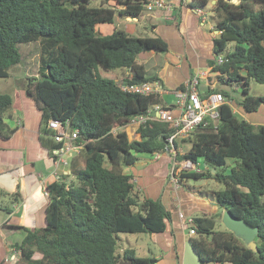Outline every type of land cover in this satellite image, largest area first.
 Returning a JSON list of instances; mask_svg holds the SVG:
<instances>
[{
	"label": "trees",
	"instance_id": "trees-1",
	"mask_svg": "<svg viewBox=\"0 0 264 264\" xmlns=\"http://www.w3.org/2000/svg\"><path fill=\"white\" fill-rule=\"evenodd\" d=\"M148 1L101 0L92 6L91 0H0V78L9 77L10 66L21 61L18 44H40L38 74L25 77L24 87L40 111L41 144L50 153L58 146L47 128L49 119L69 120L80 138L87 139L80 154L70 159L74 179L46 185L45 225L20 227L22 239L11 244L27 264L158 262L153 256H137L131 247L117 250L118 233L163 232L172 218L160 198L139 195L133 174L125 168L141 154L168 152L167 138L174 129L166 121L148 120L138 128L140 138L133 140L124 130L115 134L111 130L127 125L154 103L171 106L173 102L161 94L124 92L119 81L99 71L123 69V79L130 83L158 79L137 56L166 52L167 42L158 35L128 33L115 24L117 16H141ZM207 3L188 1L191 8L200 10ZM211 18L217 35L207 65L217 85L206 91L221 92L226 102L218 109L215 127L198 128L189 139L181 140H188L184 151L178 149L179 141H173L176 159L209 166L200 171L181 170L177 179L183 187L187 178L222 183L221 190L213 191L217 204L258 227L257 250L226 229L215 230L219 213L193 215L187 228L194 235L189 238L202 261L264 264V124L239 119L228 103L233 99L230 87L240 89L236 103L246 113L264 107V96L248 92L250 80L264 83V0H215ZM101 24L111 25V31L99 33ZM229 44L232 47L226 51ZM219 56L220 63L216 61ZM12 102L10 94L0 92L3 137L14 131L4 121ZM1 197L10 202L19 199L17 193L0 189ZM2 208L6 207L0 202Z\"/></svg>",
	"mask_w": 264,
	"mask_h": 264
},
{
	"label": "crops",
	"instance_id": "crops-1",
	"mask_svg": "<svg viewBox=\"0 0 264 264\" xmlns=\"http://www.w3.org/2000/svg\"><path fill=\"white\" fill-rule=\"evenodd\" d=\"M214 3L215 0H208L206 5L208 9L202 10L205 15L199 14V10L183 5L177 0L174 1L171 10L155 9L144 14L152 22L153 35L162 37L168 44V50L164 52L162 61L154 59V56L159 54L155 51L141 52L137 57L140 55L145 57L144 61L139 63L144 65L150 75H156L161 81L166 89L162 96L167 101H173V90L195 73L199 74L201 91L217 85L207 65V60L213 57V38L217 35L213 21H210L211 17L208 19L209 14L212 15ZM145 16L125 17L127 23L122 28L128 33H135L137 24L145 20ZM118 18L119 16L116 17V21ZM98 26V32L101 34L109 33L112 29L109 24ZM209 79H212L211 82ZM12 98L17 100L20 115L14 116L12 112H7L4 118L5 123L10 128H14V131L6 137L0 136V189L9 194L17 193L19 199L10 202L7 197L0 198L1 205L10 208L8 211L5 210L6 208L0 209V263L2 264H14L20 256V253L11 246L12 243L19 242L24 235L20 227L34 229L45 225V209L48 203L45 188L53 181L50 176L53 155L40 141V111L23 85L18 86L16 96ZM228 103L235 113L245 112L233 100ZM259 110L260 116H255L251 112L253 115L249 122L264 123V107H259ZM163 155L165 172L157 189L153 187L147 190L145 185L140 186L138 183L144 169L155 172L154 166L158 161L155 154L150 155V158L148 156L141 161L137 160L125 170L133 174L135 188L141 196L160 198L171 210L172 218L166 223L165 231L151 233L153 241L158 246V252L149 256L157 258V264H181L184 242L190 237L187 233V220L199 213L217 215L221 209L212 191L207 193L189 185L183 187L181 184H174L172 179L167 180L170 158L164 152ZM14 252L17 253L16 260L6 261Z\"/></svg>",
	"mask_w": 264,
	"mask_h": 264
},
{
	"label": "built area",
	"instance_id": "built-area-1",
	"mask_svg": "<svg viewBox=\"0 0 264 264\" xmlns=\"http://www.w3.org/2000/svg\"><path fill=\"white\" fill-rule=\"evenodd\" d=\"M175 0H150L144 4V9L152 11L155 9L171 10ZM183 5H187L185 0H177ZM186 2V3H185ZM199 10V14L205 13ZM204 20V19H203ZM216 61L220 63L222 58L217 57ZM119 88L124 92L139 93V94H164L166 89L163 87L159 79L144 81L140 83H130L123 78L119 81ZM210 89H213L211 86ZM174 102L172 105L163 106L161 103L152 104L143 114L134 116L131 121L122 127L111 130L113 134L124 130L127 133V128L132 129L134 139H139L138 128L148 120H162L170 124L174 129L173 133L167 138L170 143L169 153L173 159L174 165H180L181 170L200 171L198 164H194L189 160L176 159V149L173 146V141L176 139H189L198 128L215 127L218 122V109L226 102L223 94L218 91H201L199 89V74H192L183 83L182 88L174 89ZM47 128L51 132V138L58 146L52 150V168L50 176L53 181H62L69 183L73 180L74 175L70 169V159L73 156L79 155L84 143L87 139L80 138L79 130L72 128L69 120L60 121L58 119H49ZM128 136V135H127ZM129 138V137H128ZM133 140V139H130ZM181 150L180 148H178ZM159 153H155L158 157ZM173 181V180H172ZM177 180L173 181L176 184ZM191 218L187 220V225L190 224ZM189 236L194 235V230H187ZM17 256L14 252L7 257L6 261L11 262ZM16 260V259H15ZM14 260V261H15Z\"/></svg>",
	"mask_w": 264,
	"mask_h": 264
},
{
	"label": "rangeland",
	"instance_id": "rangeland-1",
	"mask_svg": "<svg viewBox=\"0 0 264 264\" xmlns=\"http://www.w3.org/2000/svg\"><path fill=\"white\" fill-rule=\"evenodd\" d=\"M187 2V0H185ZM101 0H91L90 5L95 6L99 5ZM185 2V3H186ZM188 5V4H187ZM210 6V4H208ZM208 9V7H205V10ZM151 11L145 10L143 12L144 14L150 13ZM211 13L209 14L208 19H210ZM145 20L139 22L137 24V31L133 33L134 35H140V36H146V35H153L152 31V22L149 20L147 16L144 17ZM119 20V24H117V21ZM117 21H115L116 25H120V27H123L127 21L125 18H122L119 16ZM212 21V18L211 20ZM113 26V25H112ZM99 29V26L97 28V31ZM232 47V44L228 45V49L226 51L230 50ZM18 49L21 54V61L17 64H14L10 66L9 68V77L6 78H0V92H5L10 94L12 97L16 96L18 86L23 85L24 86V78L25 77H32L36 76L38 74V68H39V57H40V44L39 42H30V43H20L18 44ZM225 51V52H226ZM164 52H159L157 56H154L155 60L162 61L164 60ZM138 58V62H141L142 60L144 61L145 57H142L141 55ZM151 63V62H150ZM148 66V65H147ZM100 74L102 76L110 77L116 79V81H121L123 76L125 75V70L121 69H115V70H104L102 68H99ZM249 88V94L250 95H255V96H264V83H259L254 80H250L248 84ZM178 89V88H175ZM228 90L231 93V96L233 97V102H236V100H239L241 98V92L238 90V88H230L228 87ZM174 102L170 101L169 103ZM7 112H12L14 116H17V114L20 115V109L18 108V103L17 100H13L12 104L10 107L7 109L5 115ZM255 116H260V110L258 109L256 112H253ZM251 113H246L243 111H236V115L239 119H244L247 121H251ZM264 124V123H262ZM127 135L129 139H134V136L132 135V129L127 128ZM178 139H176V142ZM179 140L178 143H180V148L181 150L184 151V149L187 147V141H181ZM166 155L169 156L170 158V164L168 168V176L167 180L172 179L173 181L177 180L176 183L180 184L178 182V174L181 171V166L180 165H174L173 164V159H171L169 153L167 154L164 152ZM150 158V155H145L141 154L139 161L142 160L144 157ZM158 161L156 162L154 168L155 172L153 171L150 172L147 169H144L143 172L141 173V177L138 180V183L140 186L145 185L148 189L155 188L157 189L159 187V183L162 179V176L165 172V165L163 163V160H165V156L163 153L159 154L158 156ZM229 163H232L231 159H228ZM78 163L79 166L83 165V158L79 157L78 158ZM199 167L202 169L208 168V165H205V163L198 162ZM154 170V169H153ZM127 171V170H126ZM154 175V177H152ZM74 179V178H73ZM141 181V182H140ZM183 184L188 187V185L192 188L195 189H200L202 191H205L207 193H210L211 191H218L221 190L224 186L222 183L217 182L215 180H212L210 178H204V179H193V178H187L183 180ZM138 191V190H137ZM139 193V191H138ZM140 195V194H139ZM141 196V195H140ZM222 211L221 210L216 218V225H215V230H223L225 229L224 225L221 222V216H222ZM200 214V213H199ZM123 247H131L134 248L135 253L137 256H149L152 255L155 252H158V246L157 244L153 241V236L151 233H118V239H117V250L120 252L121 248ZM35 257L39 256L38 253H35ZM17 262L14 264H27L24 260L21 259L19 256L16 260ZM201 264H220L217 262H207V261H202Z\"/></svg>",
	"mask_w": 264,
	"mask_h": 264
},
{
	"label": "water",
	"instance_id": "water-1",
	"mask_svg": "<svg viewBox=\"0 0 264 264\" xmlns=\"http://www.w3.org/2000/svg\"><path fill=\"white\" fill-rule=\"evenodd\" d=\"M240 90V89H239ZM214 172V169H212ZM221 222L225 229L232 232L237 238L241 239L248 248L257 250L256 238L258 227L251 225L246 220L235 217L230 210L223 209ZM202 259L199 252L195 249L190 238L186 239L183 247L181 264H201ZM121 264H130V261ZM157 264V263H153Z\"/></svg>",
	"mask_w": 264,
	"mask_h": 264
}]
</instances>
